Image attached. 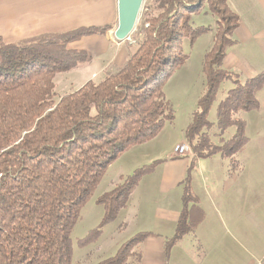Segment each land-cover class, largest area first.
<instances>
[{"label":"trees","instance_id":"obj_1","mask_svg":"<svg viewBox=\"0 0 264 264\" xmlns=\"http://www.w3.org/2000/svg\"><path fill=\"white\" fill-rule=\"evenodd\" d=\"M202 12L215 15L216 25H194L192 15ZM239 24L228 0H145L130 34L134 52L124 64L59 99L57 73L88 59L84 49L71 44L105 35L114 25L80 26L12 42L0 37V264H73L72 230L83 206L115 160L155 138L175 118L165 85L190 56L184 41L193 46L213 31V45L203 57L205 90L184 132L194 155L176 156L189 158V165L181 181L176 231L164 244L166 258L184 236L195 233L206 216L192 189L199 159L220 154L232 171L241 168L238 157L249 142L241 112L260 107L264 70L242 78L224 66ZM225 81L233 85L216 104V121H211L210 109ZM160 162L137 167L98 198L103 221L78 239L80 246L99 239L102 227L118 217L142 178ZM150 234L137 232L97 264H139L141 244Z\"/></svg>","mask_w":264,"mask_h":264},{"label":"rangeland","instance_id":"obj_2","mask_svg":"<svg viewBox=\"0 0 264 264\" xmlns=\"http://www.w3.org/2000/svg\"><path fill=\"white\" fill-rule=\"evenodd\" d=\"M142 10L138 21L141 18ZM192 23L215 26L217 17L211 13H195L192 15ZM116 29L111 31L114 37ZM93 37L99 36L91 35L85 39H93ZM81 41L80 45H84L86 42V40ZM213 42V31L200 36L193 46L189 39H185L184 50L190 56L172 74L165 85L166 97L174 108L175 118L172 121H166L155 138L127 150L104 173L96 190L83 206L80 219L73 227V264H97L99 261L115 255L124 242L131 239L137 232L146 231L151 226V222L155 223L154 217L159 206L178 204V197L182 196L183 185L180 182L175 187L172 185L171 187L163 186L161 182L164 179V167L168 165L166 162L170 161L169 157L173 155V151L175 153L173 161H181V158L176 156L194 155L191 146L184 152L181 151L182 149L178 151L176 148L183 145L184 141L178 144L177 141L185 139V129L192 121L198 100L204 93L206 83L203 57ZM117 49L120 52V57H125L123 63L130 56L128 52L130 50L132 53L134 52V46L129 43H124L121 48L117 47ZM87 50L90 58L80 61L71 70L57 73L56 98L59 99L61 95L82 87L90 79L100 81L107 71L112 70L109 67L102 70L99 68L106 64L109 55L114 51L113 45L104 53H93V51ZM94 72L96 74L93 75ZM242 78L247 77L242 75ZM232 85L231 81H225L221 85L217 99L209 112L208 117L211 121H216V104L225 97L227 90ZM258 98L262 102L260 109L254 108L241 112V116L247 119L246 133L249 138L264 134V86L258 92ZM234 130L235 128L231 127L230 133H233ZM250 146L247 144L245 148ZM217 155H219L217 158L221 159L220 154ZM262 159L263 157H260V160ZM155 160H159V162L161 160V162L153 172L142 178L137 190L131 195L128 205L121 210L118 217L102 227L99 239L80 246L78 239L84 237L91 229L99 227L103 221L105 209L97 202L98 198L112 189L115 184L123 181L137 167ZM222 160L227 164L225 159ZM242 172L244 174L241 176L245 180L244 190L247 195L243 202L245 210L243 226L241 227L239 222L237 229H230V231L223 229V231L198 232L196 230L194 234H187L173 247L168 264H257V261L264 256V166H248ZM198 175L194 174L193 192L199 196V202L204 212L212 214L214 209L207 205L208 199L205 195L203 180ZM228 177L220 176L219 178L227 180Z\"/></svg>","mask_w":264,"mask_h":264},{"label":"crops","instance_id":"obj_3","mask_svg":"<svg viewBox=\"0 0 264 264\" xmlns=\"http://www.w3.org/2000/svg\"><path fill=\"white\" fill-rule=\"evenodd\" d=\"M228 2L238 13L240 24L234 33L235 43L227 48L224 66L246 77H253L264 70V0H228ZM117 22L118 0H0V37L7 42L80 26L113 24V28L105 35L85 39L88 36L81 39L86 40L84 45H80L81 40L71 45L76 49H89L93 53H104L113 45L114 51L99 70L106 67L114 70L123 65L125 57H120L117 47L121 48L124 43L132 45V41L118 39L111 34V31L116 29ZM128 53L131 55V50ZM88 58H90L89 53ZM261 106L260 101L258 109ZM182 141L185 140H178L177 144ZM249 145L251 146L244 148L238 157L242 167L234 171L230 169L228 160L225 159L227 164L222 160L224 158L221 155V159L217 158L219 155L199 159L194 174L197 173L202 178L208 199L207 205L214 209V213H206L204 220L199 223L200 227H197L198 232L223 231V229L230 231L237 229L239 222L241 227L243 226L245 219L243 202L247 195L244 190L245 180L241 175L248 166H264V134L249 138ZM174 157L173 151V155L169 157L170 161L166 162L168 165L164 167V179L161 184L165 187L171 185L175 187L187 173L189 158L173 161ZM260 157L263 159L260 160ZM220 176L229 177L223 180L219 178ZM181 197H178V204H163L157 208L154 217L156 224L151 222V226L146 230L152 234L141 244L143 259L139 264H168L164 244L166 238L175 234L182 208Z\"/></svg>","mask_w":264,"mask_h":264},{"label":"water","instance_id":"obj_4","mask_svg":"<svg viewBox=\"0 0 264 264\" xmlns=\"http://www.w3.org/2000/svg\"><path fill=\"white\" fill-rule=\"evenodd\" d=\"M145 0H118L119 22L115 30L118 39H127L133 32Z\"/></svg>","mask_w":264,"mask_h":264},{"label":"built area","instance_id":"obj_5","mask_svg":"<svg viewBox=\"0 0 264 264\" xmlns=\"http://www.w3.org/2000/svg\"><path fill=\"white\" fill-rule=\"evenodd\" d=\"M128 40H130V36H129V38H128ZM131 41V40H130ZM183 145H181V146H178L176 149H178V151H179V149H182L181 151L182 152H184V150L187 148L188 150H189V148H190V146H189V144L188 143H186V142H184V143H182ZM257 264H264V256L261 258V259H259L258 261H257Z\"/></svg>","mask_w":264,"mask_h":264}]
</instances>
